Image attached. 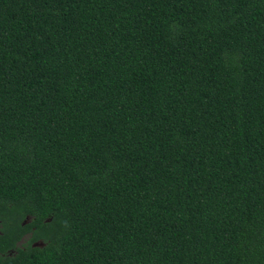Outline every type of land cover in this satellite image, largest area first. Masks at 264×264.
<instances>
[{
  "label": "trees",
  "instance_id": "trees-1",
  "mask_svg": "<svg viewBox=\"0 0 264 264\" xmlns=\"http://www.w3.org/2000/svg\"><path fill=\"white\" fill-rule=\"evenodd\" d=\"M0 264H264V0H0Z\"/></svg>",
  "mask_w": 264,
  "mask_h": 264
},
{
  "label": "flooded vegetation",
  "instance_id": "flooded-vegetation-1",
  "mask_svg": "<svg viewBox=\"0 0 264 264\" xmlns=\"http://www.w3.org/2000/svg\"><path fill=\"white\" fill-rule=\"evenodd\" d=\"M27 237H28V236H25V237L20 241V243L24 242L25 239H26Z\"/></svg>",
  "mask_w": 264,
  "mask_h": 264
}]
</instances>
